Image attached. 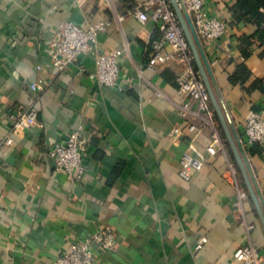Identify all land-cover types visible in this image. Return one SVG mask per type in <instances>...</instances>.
Instances as JSON below:
<instances>
[{
    "label": "crops",
    "instance_id": "obj_1",
    "mask_svg": "<svg viewBox=\"0 0 264 264\" xmlns=\"http://www.w3.org/2000/svg\"><path fill=\"white\" fill-rule=\"evenodd\" d=\"M142 2L0 0V264H55L73 240L106 225L116 229L118 240L113 249L97 250L96 264H239L234 259L239 246L254 243L264 249V226L249 193L237 207L231 164L240 187L246 185L228 143L227 153H207L205 165L191 171L190 179L179 173L186 151L197 147L206 153L213 127L192 113L189 119L203 128L198 137L171 139L176 127L187 125L177 82L186 64L175 60L157 71L146 66L151 41L162 30L154 20L128 14ZM233 3L206 0L207 12L227 19L229 28L215 46L201 41L243 137L251 111L264 117L259 82L264 85V43L241 41L257 27L233 23ZM122 14L125 18L118 19ZM107 18L111 24L100 32L95 49L59 72L51 52L58 24L85 26ZM115 49L123 90L102 86L88 74L96 69L97 53ZM241 65L248 76L239 77ZM38 79L49 82L36 101L41 125L7 144L13 125L9 113L30 105V85ZM80 125L87 139L86 174L72 181L56 170L50 151ZM217 125L224 137L218 119ZM244 147L264 196L262 149Z\"/></svg>",
    "mask_w": 264,
    "mask_h": 264
},
{
    "label": "built area",
    "instance_id": "obj_2",
    "mask_svg": "<svg viewBox=\"0 0 264 264\" xmlns=\"http://www.w3.org/2000/svg\"><path fill=\"white\" fill-rule=\"evenodd\" d=\"M178 1L181 7H184L190 14L200 38L206 39L209 44L215 46L216 40L225 35L229 28L227 19L209 14L206 9V0ZM128 14L134 15L143 22L154 20L159 23L162 30V35L151 41V53L146 63L149 69L157 71L161 64L175 60L186 64V69L178 76L177 82L178 93L183 98L181 113L187 125L185 129L176 127L170 134L171 139L176 142L186 134L192 135L193 140L198 137L203 128L189 119L192 113L203 115L206 123L213 127L206 153L197 147H192V150L186 151L181 158L179 173L181 177L190 179L191 171L200 170L205 165L207 153L212 156L227 153V142L217 125L209 92L194 67V55L170 0H144L142 4L130 9ZM124 18L125 14L118 16L120 20ZM110 24L111 19L109 18L96 23H88L85 26H79L72 21L60 22L51 42L53 65L56 69L64 72L84 53L93 51L100 32ZM168 45L173 46L174 49L168 50ZM119 55V50L116 49L97 53L96 69L88 72L89 76L96 79L102 86L123 90ZM217 61L218 59H215L214 62ZM38 68L41 66L38 65ZM48 84L49 82L43 79L33 81L30 85L34 93L33 101L25 108L9 113L13 125L11 135L5 140L7 144H11L13 136L19 132L31 126L41 125L36 101L40 99L42 91ZM193 103L197 104L196 110L193 109ZM83 129L84 127L80 125L67 138L55 142L50 151L56 170L66 173L72 181H81L86 174L84 157L87 151V139L83 134ZM241 139L243 145L258 144L264 155V117L259 112L249 113ZM228 171L239 190L240 199L237 207H242L241 200L248 197V191L240 187L233 164L230 165ZM117 240L116 229L111 225L103 226L85 238L73 240L67 249L58 254L55 264H96L97 250L113 249ZM203 245L204 241L201 240L196 245V249H201ZM234 259L239 264H264V249L254 243H247L234 251Z\"/></svg>",
    "mask_w": 264,
    "mask_h": 264
},
{
    "label": "water",
    "instance_id": "obj_3",
    "mask_svg": "<svg viewBox=\"0 0 264 264\" xmlns=\"http://www.w3.org/2000/svg\"><path fill=\"white\" fill-rule=\"evenodd\" d=\"M170 1L194 55V62L197 71L202 77L207 91L209 92L211 103L215 110L216 117L219 120L224 137L233 152L237 165L244 178L246 189L254 202L255 208L264 226V196L253 173L246 149L242 143V139L227 108L225 107L214 70L211 66L201 38L190 14L186 11V9L181 7L178 0Z\"/></svg>",
    "mask_w": 264,
    "mask_h": 264
},
{
    "label": "trees",
    "instance_id": "obj_4",
    "mask_svg": "<svg viewBox=\"0 0 264 264\" xmlns=\"http://www.w3.org/2000/svg\"><path fill=\"white\" fill-rule=\"evenodd\" d=\"M232 22L239 24L247 22L257 27L255 33L251 35H243L241 41L247 46H251L254 39L264 43V0H234L231 5ZM239 77L244 74L249 75V71L244 65L239 67ZM260 87L264 88L263 82Z\"/></svg>",
    "mask_w": 264,
    "mask_h": 264
}]
</instances>
